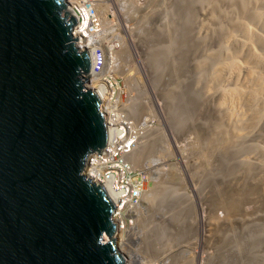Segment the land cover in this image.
Returning a JSON list of instances; mask_svg holds the SVG:
<instances>
[{
    "label": "rangeland",
    "instance_id": "rangeland-1",
    "mask_svg": "<svg viewBox=\"0 0 264 264\" xmlns=\"http://www.w3.org/2000/svg\"><path fill=\"white\" fill-rule=\"evenodd\" d=\"M186 1L96 0L105 27L100 36L94 37L91 45L100 47L97 49L103 52L99 53V58L100 60L105 58V70L100 74V67L97 68L98 75L95 76L94 89L99 88L96 87L100 77H108L111 83L110 89L113 92L116 89V93H113L116 98L112 96L114 101L111 99L109 103L111 109L117 111L116 108L122 109L125 106L129 110L130 118L134 123V130L131 133L134 137L131 144L132 151L143 142L148 143L149 147L147 145L146 150L151 151L146 164L135 167L136 172L133 176L146 183L143 187L145 186L147 191L151 189L155 191L150 197V202L146 194L144 195V200L140 204L143 206V217L137 215L139 207L126 211V217L131 221V225L124 230V237L119 241L118 250L125 259L132 260L135 264L148 262V264H218L217 262L222 259L220 256L224 254L228 255L227 264H255L256 256H262L253 253V249L257 247L255 243L264 240L262 239L264 235L261 234L264 229V187H262L264 185L258 184L259 182L254 179L245 177L244 180L243 175L237 171L236 162L246 157L256 161L260 159V153L255 151L251 153L252 150L249 153L248 149L245 153L242 145H215L213 136L217 137L216 134L220 133L217 131L219 129L223 130H220L223 133L227 131L224 130L225 120L224 124L223 120L220 123L219 120L223 117L213 118L210 114L212 113L210 100L217 98L214 95L217 92L216 87L212 86V83L208 85L207 76H203L197 82L195 76L197 66L192 63V58H198L202 62L198 68H202L204 74H213L207 65L209 62L207 55L219 50V37L222 40V35L217 32L216 26L213 33L203 25L208 21L199 7L196 8V20L180 11L185 8L183 6ZM257 5L251 4V10H256L258 12L256 14L261 16ZM226 9L229 10L228 7ZM239 9L235 12L238 19L242 17L254 30L260 25L263 29L262 21V24H259L260 20L248 16L247 11L242 15ZM180 22L189 23L188 29L191 33V38L188 39L191 42L189 48L184 47V44L177 39V34H187V29L179 27ZM261 28L258 29L262 31ZM260 33L264 35V29ZM208 34L210 36L217 34L218 37L212 42H205L204 37ZM172 36L176 39L170 38ZM167 38L172 41V45L174 44L172 47L176 50L175 66L173 65L172 68L165 64L162 58L160 62L156 61L155 54H152V51L156 53L158 48H162L160 43L162 44L161 41ZM228 41L226 45L232 44L233 48L234 41L229 43ZM123 49H126L127 55L123 57L119 54L117 57V52H122ZM260 49L261 47L257 48L258 53H261L262 49ZM250 51L252 54V50L247 52ZM243 52L245 54L246 50L241 51ZM262 53L264 56V50ZM117 62L118 66L113 68V64ZM261 64H253L255 66L253 69L263 72L264 69L259 66ZM106 66L112 69L107 70ZM158 67L164 75L158 79L153 78ZM223 70L224 68L221 67L218 69L219 76L222 75L221 80H223L221 82L220 78L217 79L220 85L229 84V77L233 81L231 82L235 83L234 78L239 73L236 72V75L232 71L229 73L227 70H233L231 67ZM225 71L228 72L229 77L225 76L228 75ZM209 89L212 90L210 96L207 93ZM174 93L178 95H175V101L178 102L172 107L174 100L171 99L169 102V98ZM203 96L208 99L206 107H203ZM135 109H138V112H135ZM113 111L109 113L110 117L121 122V118L111 116ZM170 112L173 117L170 116ZM213 121L218 122L215 124L217 130L211 127ZM163 188L165 191L162 193L160 191ZM138 221L139 226H137ZM186 229L187 231L184 232ZM253 229L257 240L251 239L248 242L247 239L252 237ZM166 230L169 232L167 236L172 239H169L168 246L163 243L161 236L146 244L145 240L148 237H157L161 231L163 234L167 232ZM227 237L229 238L226 239ZM244 240L247 241L243 242ZM158 241V251L153 252L152 255H145L146 250L151 249ZM242 242L247 243L245 249L237 250ZM227 244H230L229 250L225 247ZM261 259L264 260L263 257ZM256 264H264V262Z\"/></svg>",
    "mask_w": 264,
    "mask_h": 264
},
{
    "label": "water",
    "instance_id": "water-1",
    "mask_svg": "<svg viewBox=\"0 0 264 264\" xmlns=\"http://www.w3.org/2000/svg\"><path fill=\"white\" fill-rule=\"evenodd\" d=\"M76 24L64 0H0V264L124 262L114 196L83 173L108 133Z\"/></svg>",
    "mask_w": 264,
    "mask_h": 264
},
{
    "label": "bare ground",
    "instance_id": "bare-ground-1",
    "mask_svg": "<svg viewBox=\"0 0 264 264\" xmlns=\"http://www.w3.org/2000/svg\"><path fill=\"white\" fill-rule=\"evenodd\" d=\"M76 1H78V0H64L68 14L72 15L74 13L73 12L74 11V9H73L74 5L78 9V11L81 13V16L78 15L79 18L76 17L78 24L74 27V30H73L74 31V37H76V47L79 49V51L87 52L88 57H89L90 68H89V71H88L87 76H86L88 79H87V83L85 84V87H86V89L95 90L94 89L95 88V82H96L95 76L98 75L97 74L98 73L97 68L100 67L99 68L100 74H102L104 72V70H105L104 69L105 68V58H104V60L103 59L100 60L99 53L101 51H99L97 49L100 47L96 48V46H94V44L91 45V42L94 41V37H96L97 35L100 36L101 33H103L102 30H103V27H105V22L103 21L102 15L99 13V9H98L99 5H98V3H96V0H89L90 2H88V7L85 4H80V3L77 4ZM233 1L234 0H187L185 5L183 4L184 5L183 7H185V8H183V10H180V11H182L183 13L188 15L189 17L196 20L197 19L196 8L199 7L205 13L206 19L208 21V23H203V25L207 26L210 29V31L213 33H215L214 27L216 26L215 29L217 30V32L220 33V35H222V40L219 37V39H220L219 50L216 52H213L210 55L205 54L209 58V62H207L208 63L207 65L211 68V70L213 71V74L212 73H210L211 75H206V73L204 74L203 73L204 71H202V68L201 69L198 68L202 62H200L198 60V58H192L193 59L192 63H195V66H197L196 67L197 71L195 70L196 71L195 76L198 79L197 82H199L203 76H207L208 77L207 78L208 85L210 83H212V86L215 85V87H216L215 91H217V92L214 93V95L217 96V98H215L213 96L214 99L210 100L212 102V106H211L212 113H210V114L213 116V118H214V116L218 119H220V117H223V119L221 118L219 121H221L220 123H222V120H223V124H224V120H225V124H226L225 126L226 127L224 128V130L226 129L227 131L225 130L226 133L221 132V131H223L221 129H219V131H217V133L218 132H220V133L218 134L219 136L216 134L218 139H217V137L213 136V139L216 142L215 145H242L244 152L248 149V152L250 150H252L251 153H253L254 151L260 153V159H257L256 161H254L250 157H246V158L238 159L236 164H237V171L243 175L244 180L246 177V178L257 180V183L259 182L258 184L261 183L264 185V71L263 72L262 71H255L256 68H255V70L253 69L255 67L253 64L258 65V63L261 64L262 62L263 63L259 66H260V68L264 69V65H263L264 64V56H262V54H263L262 50H264V35L260 33L263 31L264 25L262 26L263 29L260 27L261 25L258 26V28H261L262 31H260L258 28H257V30H254L251 26L250 27L252 29L247 25V23L244 22L245 20H243L242 17L240 19H238L237 16H235V12H237L238 9L240 8L239 10H241L242 15H243V13H246L245 11H247L248 16L251 15L250 17H253L254 19H257L258 21L260 20V22L262 21L264 23V0H235L234 2ZM180 2H181V0H180ZM95 3H96V6H95ZM178 4H180V3H178ZM251 4H256V5L258 4L259 5L258 11L261 14V16L259 14H256V13H258V12H256V10L255 11L251 10V7H250ZM227 7L229 8V10L226 9ZM89 9L90 10L94 9L93 11H95V12L91 13V11ZM181 9H182V7H181ZM253 12H255V13H253ZM239 13H240V11H239ZM236 15H237V13H236ZM224 17H226V18H224ZM244 17H246V16H244ZM226 19H228L227 20V24L229 22L228 25L227 24L225 25ZM214 22H216V23H214ZM262 22L259 24H262ZM180 23L178 24L179 27L182 29H187L186 30L187 34H184V33L177 34L176 33L177 39H179V41H181L184 44L183 45L184 47L189 48L190 47L189 44L191 43L188 40L189 37L191 38V33L188 29L189 23L188 22H182L181 24ZM254 25H256V24L254 23ZM254 25H253V27H254ZM254 28H256V27H254ZM258 30L260 32H258ZM217 34L213 35V36H210L208 34L207 36L204 37V41L205 42H212V40L213 41L216 40L214 38L218 37ZM231 37L233 38V40H231ZM99 38L102 39L101 37H99ZM170 38L176 39V38H173V36ZM229 39H230V41H228ZM227 41H228V43L231 41L232 42L234 41L233 45H235V46H233V48H232L231 43H230L231 45H229V44L226 45ZM161 42H162V44L160 43V45H162L161 49L158 48L156 50V53H154L151 50L152 54H155L154 59H156V61L160 62V60L162 58L164 63L171 66L170 68H172V66L175 63V56H176L175 55L176 50H174L175 48L172 47L174 44L172 45V41L169 38H167L166 40H162ZM163 42H164V45H163ZM175 43H177V41ZM180 44L181 43L179 42V45ZM257 45H258V47H257ZM81 47H84V48H81ZM159 47H161V46H159ZM191 47H192V45H191ZM260 47L262 49V50L260 49L262 54L260 52L258 53V50H257V48H260ZM88 48H89V50H88ZM196 48H197V46H196ZM242 50L243 51L246 50L245 54H244V52L241 53ZM249 50H252V54H251V51L247 52ZM101 53H103V52H101ZM127 53L128 52L126 51V49H123L122 52H120V51L117 52V57L119 54L124 57L125 55H127ZM197 53H198V51H197ZM197 53H195V54H197ZM249 53H250V55H248ZM192 56H194V55H192ZM123 57H120V58L122 59ZM202 58H204V57H202ZM118 64L119 63L117 62V63L113 64L114 66H112V65L111 66L113 68H116L118 66ZM107 66H106L107 70L112 69V68L109 69V67H107ZM220 67H221V69L224 68V70H227L229 67H231L233 70H227V71H229V73H230V71H232V73L235 75H236V72H238L239 75L234 78L236 82L234 81L235 83H232L233 81L230 80L231 78L229 77L228 72L225 71V73L227 72V74H228L225 76L229 77L228 81H230V82H229V84L224 85V83L223 84L221 83V85H220V81L219 82L217 81V79L219 80V78L221 80V77H222V75L219 76V72H218V69ZM205 68H206V66H205ZM234 68H235V70H234ZM205 71H206V69H205ZM161 72L162 71L158 67V70H156V74L153 75V78L158 79L159 77L160 78L163 77L164 74ZM178 72H180V71H178ZM105 75H107V74H105ZM107 78L106 77H100V79L98 80L99 84H97V87H96V88L99 87L96 90V94H97L98 100L100 101V111L104 114V117H103L104 123H105V127H106V130L108 133L107 143L104 146V149H100L98 152H94L93 154H95V155H92V157L90 155L87 157V161L84 164L83 173L86 175V177L88 179H91L94 183H96L98 185H105L107 187V189L110 190L109 192H110V194H112L114 196V198L117 196L121 199L125 194V196L123 198L128 201L131 197V194L126 195V192L128 193L129 190L128 191L126 189L125 190L124 189L119 190V187H128L129 186V183L131 180L130 174H132V173L134 174L136 172L135 167H138L141 164L148 161L151 151L148 152L146 150L147 145H148L147 142H146L147 144L145 142L139 144L138 147L136 148V150L132 151V149H131L132 145L131 144L133 143L132 140L134 139V137H132V135H131V133H133V130H134L133 119L130 118L129 110H127L125 106L122 109L116 108L117 111H113L111 109L109 103H110V100L112 99V96L114 99L116 98L114 96L115 94H113L114 92L116 93V89H114V92L112 89H110L111 83ZM178 79H180V78H178ZM221 82H223V80H221ZM230 83H231V85H230ZM196 89H198V88H196ZM211 91H212L211 89L207 90V93L209 96L211 95V93H210ZM197 94H199V93H197ZM175 95H177V94L174 93L169 98V102L171 99L174 100V103L172 102V104H171L172 107H174L175 106L174 104L176 102H178V101H175V98H176ZM204 95H205V93H204ZM203 97H202V99H203ZM178 98H177V100H178ZM114 99H112V101H114ZM206 99L204 97V101H202L203 107H206L205 105L208 104V103H206L208 101V99L207 100ZM111 111H113V114H111V116H116L118 118H121L122 123L117 121L114 118L110 119L108 117L107 113H111ZM135 112H138V109L137 110L135 109ZM168 113H169V111H168ZM211 115H209V116H211ZM170 116L173 117L171 112H170ZM171 117H169V118H171ZM106 123L108 125H106ZM215 124H218V122L215 123L213 121L211 127L213 126L214 127L213 129L216 128V130H217V127H215L217 125H215ZM179 125H181V124L179 123ZM229 132H230V134H228ZM210 139H212V138H210ZM212 143H213V141H212ZM246 145H253V146H246ZM148 147H149V145H148ZM219 150H220V148H219ZM100 153H103V154L100 155ZM88 161L91 162V164L89 163V166H87ZM199 162H201V161H199ZM98 164H100L101 166L98 167ZM89 168H90V170H89ZM104 172H106L109 175L108 179H106L105 177L100 178V175H102V173H104ZM125 173H126V175H125ZM92 175H94V176H92ZM122 175H125L124 180H122L123 181L122 183H120V181H119L120 179L116 180L114 178V177H120ZM126 181L128 183H126ZM142 183H143V185L146 184L144 181H142ZM144 187L141 188L144 192L142 193L140 191V196L136 200L132 199L131 203H132L133 208L129 207L130 209H136L139 207L137 209V211L139 212V214H137L138 217H143L142 215H144V213H142V209H143L142 207L143 206H140V204L144 200V195L146 194L147 200L149 199V202H150V197H152V195H154V192H155L153 189H151L152 191L151 190L147 191L146 187L145 188ZM262 187H264V186H262ZM135 189L137 190L138 186L135 188L133 187L132 191H134ZM119 191H120V193H118ZM164 191H165V188H163L160 192L163 193ZM120 210H121L120 205L115 207L114 213L116 215V219L113 221L116 224V229H115L114 234L116 236V244H117L118 249H119V241L123 239L122 237H124V230L126 229L125 225L123 226L122 222H119L120 220L119 221L117 220L118 217L121 216ZM120 225L123 226V229L120 227ZM137 226H139V221L137 223ZM248 228H249V226H248ZM166 231L168 232V230H166ZM186 231H187V229L184 232H186ZM167 232H164L162 234V231H161V234L158 235L157 237H154V238L148 237L145 240L146 244H149L153 239L157 240L159 238V236H161V240H163V243L166 246H168L170 244V240H172V239H170L169 236H167V235H169V232H168V234H167ZM184 232L182 231L183 234H184ZM125 233H126V231H125ZM261 234L264 235V229H263V231H261ZM251 235H252V237L250 236L251 237L250 239H249V237L247 239L248 235L245 237L248 240V242L251 239L257 240L256 239V233H255L254 229L251 232ZM261 237H263V236H261ZM228 238L229 237H227L226 239H228ZM103 239H104V241L108 240L107 236H105V235H104ZM144 239H145V237H144ZM262 239H264V237ZM246 241L244 240L243 242H246ZM243 242L241 243L242 246L240 245V247L237 250L243 251L245 249V245L247 243L243 244ZM158 243H159V241L156 242V245L153 246L151 249L146 250V252L144 254L145 255H152L153 252L156 253L158 251V248H157ZM253 243H255V242H253ZM258 243H255L256 244L255 246H257V247H255L256 249L254 248L253 249L254 252H253V250H252V252L254 254H256V253L262 254V256H260V257L258 255L256 256V259L254 260V261H256L255 264L264 262V260L261 259L262 257L264 258V255H263L264 254V240H261L260 243L259 244ZM229 245L230 244L225 245L227 250H229ZM220 258H222V259H220V261L217 262L218 264H227V259H228L227 254L220 256ZM124 259H125V257H124ZM241 262H242V260H241ZM125 263L135 264L134 262H132V260H128V259H125ZM125 263L123 262L122 264H125ZM241 264H243V263H241Z\"/></svg>",
    "mask_w": 264,
    "mask_h": 264
},
{
    "label": "built area",
    "instance_id": "built-area-1",
    "mask_svg": "<svg viewBox=\"0 0 264 264\" xmlns=\"http://www.w3.org/2000/svg\"><path fill=\"white\" fill-rule=\"evenodd\" d=\"M77 2V4H85L87 7H88V2H90L89 0H78V1H76ZM73 9H74V13H73V15H75L77 18H79V16H81V13L78 11V9L76 8V6L74 5L73 6ZM90 10V9H89ZM94 9H92V10H90L91 11V13H93V12H95V11H93ZM79 15V16H78ZM78 24V23H77ZM76 24V25H77ZM75 25V26H76ZM74 26V27H75ZM73 30H74V28H73ZM73 34H74V31H73ZM108 114V117L111 119V117H110V114L109 113H107ZM115 144V143H114ZM103 153H100V155H102ZM93 155H95V154H93ZM91 157H92V155H91ZM89 163L91 164V162L90 161H88V165L87 166H89ZM101 165L100 164H98V167H100ZM88 168V167H87ZM89 170H90V168H89ZM106 172H104V173H102V175H100V178H103V177H105L106 179H108V177H109V175L106 173ZM125 175H126V173H125ZM125 175H122V176H120V177H114L116 180H119L120 181V183H122L123 181L122 180H124V177H125ZM92 176H94V175H92ZM130 178H131V180H130V183H129V186L128 187H119V190H122V189H126L127 191L129 190V192L127 193L126 192V195H129V194H131V197H130V199L127 201V200H125L123 197L125 196V194H124V196L120 199L119 197H115V207H117L118 205H120V207H121V210H120V214H121V216L120 217H118V221L119 222H122V225L124 226L125 225V228L128 226H130L131 225V221L126 217V211H128V210H131L130 208H133V206H132V199L133 200H136L139 196H140V191L143 193L144 191L141 189L142 187H143V183H142V180H139V179H135L134 178V176H133V173L132 174H130ZM126 183H128L127 181H126ZM138 186V189L136 190H134V191H132L133 190V187L135 188V187H137ZM118 193H120V191L118 192ZM130 207V208H129ZM119 208V207H118ZM114 219H116V215H115V213H114ZM123 226H121L120 225V227L123 229ZM121 229V230H122Z\"/></svg>",
    "mask_w": 264,
    "mask_h": 264
},
{
    "label": "clouds",
    "instance_id": "clouds-1",
    "mask_svg": "<svg viewBox=\"0 0 264 264\" xmlns=\"http://www.w3.org/2000/svg\"><path fill=\"white\" fill-rule=\"evenodd\" d=\"M91 155H93V153L90 154V156H91ZM86 161H87V160H86ZM114 200H115V198H114ZM114 209H115V204H114ZM113 215H114V210H113V213H112V219H113V221H114L115 219H114V216H113ZM114 224H115V223H114ZM119 251H120V250H119ZM122 256H123V255H122ZM123 258H124V256H123ZM124 263H125V259H124ZM125 264H127V263H125Z\"/></svg>",
    "mask_w": 264,
    "mask_h": 264
}]
</instances>
